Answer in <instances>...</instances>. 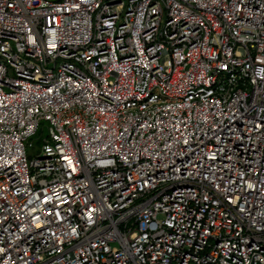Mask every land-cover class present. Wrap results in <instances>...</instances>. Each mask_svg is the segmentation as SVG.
Listing matches in <instances>:
<instances>
[{
	"label": "built area",
	"instance_id": "1",
	"mask_svg": "<svg viewBox=\"0 0 264 264\" xmlns=\"http://www.w3.org/2000/svg\"><path fill=\"white\" fill-rule=\"evenodd\" d=\"M0 264H264V0H0Z\"/></svg>",
	"mask_w": 264,
	"mask_h": 264
},
{
	"label": "rangeland",
	"instance_id": "2",
	"mask_svg": "<svg viewBox=\"0 0 264 264\" xmlns=\"http://www.w3.org/2000/svg\"><path fill=\"white\" fill-rule=\"evenodd\" d=\"M47 127H48V124L44 127V134H45V136L47 135Z\"/></svg>",
	"mask_w": 264,
	"mask_h": 264
}]
</instances>
